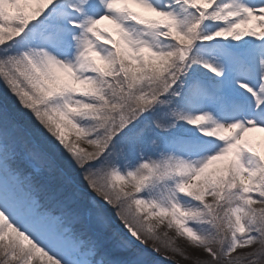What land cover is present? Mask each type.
Wrapping results in <instances>:
<instances>
[{
	"label": "snow or ice",
	"instance_id": "snow-or-ice-1",
	"mask_svg": "<svg viewBox=\"0 0 264 264\" xmlns=\"http://www.w3.org/2000/svg\"><path fill=\"white\" fill-rule=\"evenodd\" d=\"M0 82V264H264V0H0Z\"/></svg>",
	"mask_w": 264,
	"mask_h": 264
},
{
	"label": "rangeland",
	"instance_id": "rangeland-1",
	"mask_svg": "<svg viewBox=\"0 0 264 264\" xmlns=\"http://www.w3.org/2000/svg\"><path fill=\"white\" fill-rule=\"evenodd\" d=\"M0 87H5V86L3 85L2 82H0ZM10 95H11V94H10ZM180 240H181V239H180ZM182 240H183V239H182ZM187 251H188V252H190V251L194 252L191 248H188ZM168 260H169V262H171V263H175V262H176L174 257H169Z\"/></svg>",
	"mask_w": 264,
	"mask_h": 264
},
{
	"label": "trees",
	"instance_id": "trees-1",
	"mask_svg": "<svg viewBox=\"0 0 264 264\" xmlns=\"http://www.w3.org/2000/svg\"><path fill=\"white\" fill-rule=\"evenodd\" d=\"M193 259H187V261L188 262H191V263H193V261H194V259L196 258V257H193V256H191ZM186 260V259H185Z\"/></svg>",
	"mask_w": 264,
	"mask_h": 264
}]
</instances>
